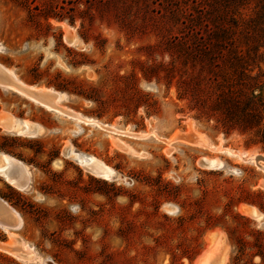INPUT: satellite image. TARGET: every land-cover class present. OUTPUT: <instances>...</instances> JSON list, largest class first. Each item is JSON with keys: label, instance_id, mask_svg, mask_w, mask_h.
<instances>
[{"label": "rangeland", "instance_id": "374dc122", "mask_svg": "<svg viewBox=\"0 0 264 264\" xmlns=\"http://www.w3.org/2000/svg\"><path fill=\"white\" fill-rule=\"evenodd\" d=\"M220 5L0 0V65L26 86L66 94L61 108L104 126L0 86L8 121L49 129L32 138L0 126V151L32 178L24 191V173L20 182L0 175V197L24 221L0 228V246L24 242L36 255L0 250V264H199L215 244L210 234L220 236L215 257L226 252L227 264H264V219L239 210L264 216V161L250 159H264V39L234 67L214 37L226 25ZM69 32L82 46L68 44ZM70 144L119 177L67 157ZM204 157L225 167L209 169Z\"/></svg>", "mask_w": 264, "mask_h": 264}, {"label": "bare ground", "instance_id": "6f19581e", "mask_svg": "<svg viewBox=\"0 0 264 264\" xmlns=\"http://www.w3.org/2000/svg\"><path fill=\"white\" fill-rule=\"evenodd\" d=\"M66 41L72 47L82 46L81 40L75 34L71 32L68 33V37L66 38ZM1 52H2V46L0 44V53ZM0 86L5 89H9L10 91L13 90L21 94L22 96H25L26 98L46 107L47 109L52 110V112L55 111L56 113L64 115L65 117L68 116L69 118H72L76 120L77 122H80V123L85 122L86 124L90 123V124L97 125L100 127L102 126L100 125L101 123L100 124L98 123L100 121L97 122L90 118L88 119V118L80 117L81 115L79 116L78 114L74 115L73 113L69 112V110H66V108L64 109L63 105H62L63 109L59 107L60 105L58 106V104L56 103L66 99L63 93H59V92H56L50 89L44 90V89H36L34 87L26 86L22 84L14 76L11 70L4 68V66L2 65H0ZM10 117L12 116L3 115L2 113H0V126L4 130H7L12 135L28 136V137L33 136L32 138H35V137L42 136L47 132L45 127H43L42 125L31 124L32 122L28 123L26 121L20 120V118H12L10 121H8V118ZM105 126H108V125L105 124ZM66 149L68 150L66 152L67 157L71 158L72 160L77 161L81 166H84L85 168L89 170L90 168L92 169L94 165L95 169L98 171L97 174H99V176H102L103 178L110 179V180L113 178L119 177V173L116 170L107 166L103 161L97 160L93 156H89V155L78 152L74 148L73 145L70 144ZM250 159L255 161L256 163L257 162L260 163L264 161V159H262L261 157L260 158L251 157ZM202 163L205 167L212 169V170H222L225 167V163L217 157H204L202 159ZM17 172L24 173L26 177L25 184L22 185L20 188H22L24 191L30 190V186L32 182L30 167L24 164V162L0 152V175L7 178V176L11 177L12 174H15L17 178L16 182H20L22 181V178L20 174H18ZM13 184H16V183H13ZM239 210L241 213L248 215L252 218H255L259 221L264 219V216L256 208L252 206H241ZM23 222L24 221H23V218H21V215L14 208L10 207L5 200L0 198V228L6 231L7 233H9L10 230L21 229L24 225ZM219 238L220 236L218 234H210V240L215 244L209 249V251L206 252V254L203 256L199 264L201 263L202 264H227L226 252L217 258L215 257V250L217 249V245L220 244ZM23 243L12 245L13 244V241H12V242H9L6 246L4 245L0 246V250L13 252V254L15 253V256H18L17 258L20 257V259L23 258V260L24 259L34 260L33 257L34 256L36 257V255H35L33 248Z\"/></svg>", "mask_w": 264, "mask_h": 264}, {"label": "trees", "instance_id": "16d2710c", "mask_svg": "<svg viewBox=\"0 0 264 264\" xmlns=\"http://www.w3.org/2000/svg\"><path fill=\"white\" fill-rule=\"evenodd\" d=\"M220 2V7H223L226 14L225 17L221 16V21L226 25L218 30L214 37L218 47L234 55L233 65L239 67L243 62L250 60L252 55L259 54L261 46L257 47V43L264 39V0H220ZM253 4V14L247 15L245 9Z\"/></svg>", "mask_w": 264, "mask_h": 264}, {"label": "crops", "instance_id": "0c3cea01", "mask_svg": "<svg viewBox=\"0 0 264 264\" xmlns=\"http://www.w3.org/2000/svg\"><path fill=\"white\" fill-rule=\"evenodd\" d=\"M59 93H61V92H59ZM64 94V93H63ZM66 95V94H65ZM67 96V95H66ZM23 97H25V96H23ZM26 98V97H25ZM28 99V98H27ZM68 99V96L66 97V99L65 100H63V101H60V102H58V103H56V104H58V106L59 105H61L63 102H65L66 100ZM32 101V100H31ZM32 102H34V101H32ZM34 103H36V102H34ZM36 104H38V103H36ZM38 105H40V104H38ZM40 106H42V105H40ZM42 107H44V106H42ZM60 107V106H59ZM44 108H46V107H44ZM47 109V108H46ZM49 110V109H48ZM49 111H52V110H49ZM53 112H55V111H53ZM3 115H8V114H6V113H2ZM23 119V118H22ZM23 120H25V119H23ZM27 121V120H26ZM33 123V122H32ZM36 124H39V123H36ZM39 125H41V124H39ZM43 126V125H42ZM44 127V126H43ZM46 128V127H45ZM47 129V133L49 132V129L48 128H46ZM1 152V151H0ZM8 155V154H7ZM10 156V155H9ZM12 157V156H11ZM1 198V197H0ZM14 230H16V229H14ZM6 242V241H5ZM2 243V245H4V246H6V244L7 243ZM217 258V257H216Z\"/></svg>", "mask_w": 264, "mask_h": 264}]
</instances>
